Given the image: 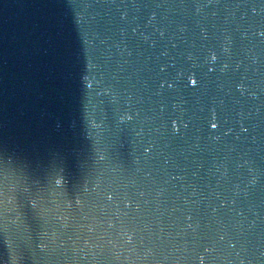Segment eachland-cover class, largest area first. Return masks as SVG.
<instances>
[{
	"label": "water",
	"instance_id": "1",
	"mask_svg": "<svg viewBox=\"0 0 264 264\" xmlns=\"http://www.w3.org/2000/svg\"><path fill=\"white\" fill-rule=\"evenodd\" d=\"M0 264H264V0H0Z\"/></svg>",
	"mask_w": 264,
	"mask_h": 264
}]
</instances>
